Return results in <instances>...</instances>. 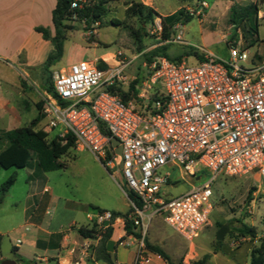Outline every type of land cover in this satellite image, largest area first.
<instances>
[{
    "label": "built area",
    "instance_id": "built-area-1",
    "mask_svg": "<svg viewBox=\"0 0 264 264\" xmlns=\"http://www.w3.org/2000/svg\"><path fill=\"white\" fill-rule=\"evenodd\" d=\"M92 4L73 0L70 10ZM201 51L202 60L192 66L167 58L154 62L137 104L108 90L124 79L121 70L131 61L109 71L88 61L73 63L54 73L57 98L47 95L42 107L45 127L56 137L71 139L74 148L90 151L109 168L122 163L125 187L137 201L128 200L126 217L135 228L161 216L187 242L208 223L211 185L219 175L264 178V57L255 61L236 45L228 59ZM113 138L120 156L111 146ZM204 170L209 178L202 181ZM183 177L199 183L167 199L163 187ZM93 218L105 229L125 222L109 211Z\"/></svg>",
    "mask_w": 264,
    "mask_h": 264
},
{
    "label": "rangeland",
    "instance_id": "rangeland-1",
    "mask_svg": "<svg viewBox=\"0 0 264 264\" xmlns=\"http://www.w3.org/2000/svg\"><path fill=\"white\" fill-rule=\"evenodd\" d=\"M101 1H105L106 12L98 23L87 25L79 18L66 22L71 28L65 31L63 54L59 60L50 65L44 61L39 66L23 68L18 77L21 96L17 100L28 117L36 112L33 106L50 95L48 88L53 85L54 73L79 61L94 63L105 71L118 68L120 62L131 61L121 70L124 79L115 81L112 86L127 93L136 81L127 102L137 104L139 90L149 77L152 64L161 58L183 60L192 66L202 60L199 57L203 53L201 50L211 52L219 59H228L232 45L246 49L250 57L255 54L264 57V0H204L202 3L197 0H93V3ZM131 3H140L153 10V19L144 17L146 10L142 15L128 14L126 10ZM249 5H256L258 12L257 16L255 10L250 13L246 30L233 25L229 20L230 9H244ZM170 15L176 20L165 21L164 27L170 28L164 39L166 32L161 19ZM187 16L190 18L184 23ZM115 95L119 94L116 92ZM44 124L41 120L37 129L47 131ZM55 133H48V138ZM118 160L116 157L114 162ZM60 162L64 167L50 172L37 169L34 176L30 175L29 168H0V187L10 175H15L12 187L4 195L0 191V229L15 228L2 237L0 254L4 258L13 261L12 246L25 232L20 225L32 212L31 209L26 211L24 201L29 187L38 185L40 191L42 186H47L53 203L59 204L60 217L72 218L73 208L81 224H86L84 210L100 213L90 207L117 212L121 216L130 215L127 189L118 166L109 168L90 151L76 148L70 149ZM173 177H179V173L174 171ZM208 178L209 174L204 170L202 181ZM198 183L183 177L174 185L164 186L163 190L167 199H174ZM211 190L208 223L191 242L171 230L161 216H155L145 228L137 229L132 225L133 232L140 237L128 235L122 240L129 246L138 245L135 259L142 261L140 256L143 251L147 252V243L160 248L174 263L190 264L206 255L207 264H250L252 249L259 247L264 239V178L255 173L219 175ZM49 210L47 219L54 211L53 207ZM222 226L227 227V232L221 241H217L216 234ZM242 226L253 229L255 237L240 236L238 230ZM88 227L95 228L97 237L106 231L94 218ZM111 228L112 232L115 230L124 235L123 225ZM22 247L29 248L25 243ZM128 249L132 251V248ZM261 250L264 253V246Z\"/></svg>",
    "mask_w": 264,
    "mask_h": 264
},
{
    "label": "crops",
    "instance_id": "crops-1",
    "mask_svg": "<svg viewBox=\"0 0 264 264\" xmlns=\"http://www.w3.org/2000/svg\"><path fill=\"white\" fill-rule=\"evenodd\" d=\"M56 2L57 0H0V130L8 131L28 125L37 116L36 104L33 106L36 112L29 117L20 107L21 102L17 100L21 96L18 77L23 68L41 65L53 52L51 42L44 40L34 28L45 27L50 36H54L52 11ZM46 48L47 51L44 52ZM261 59L255 54V61ZM42 120L44 121V117ZM29 169L31 176L37 173L35 168ZM38 188L37 185L27 189L24 198L26 211L31 209L32 212L20 225L25 232L21 233V237L16 239L12 246V260L26 261L16 264H28L27 261L37 264H106L97 260L94 254V247L100 237L83 239L77 233L79 226L90 224L96 212L91 210L92 212L88 213L84 210L86 224L78 223L77 212L73 208L72 218L63 219L60 217L58 202L54 204L53 198L50 197L49 188L42 186L40 191ZM51 207L54 211L47 219ZM14 229H0V247L2 237ZM123 236L121 232L116 233L113 230L106 242V251L118 264H135L138 245L125 247ZM17 240L21 243L16 244ZM24 243L28 244V249L22 247ZM128 248H132V251ZM142 258L139 264H166L148 250L146 253L143 251ZM2 260L8 259L0 254V261Z\"/></svg>",
    "mask_w": 264,
    "mask_h": 264
},
{
    "label": "trees",
    "instance_id": "trees-1",
    "mask_svg": "<svg viewBox=\"0 0 264 264\" xmlns=\"http://www.w3.org/2000/svg\"><path fill=\"white\" fill-rule=\"evenodd\" d=\"M73 0H57L55 8L52 11V25L54 27L55 34L53 37L50 36L49 30L45 27H35L34 31L41 34L44 40H48L51 42L53 47V52L48 55L45 60L46 65H50L53 62L59 60L63 54V46L65 41V31L68 30L69 26L66 25L67 21H71L73 14L76 15V18L84 21L87 25L98 23L102 16L105 15V1H101L98 3H93L89 7H85L82 10H70V4ZM191 1V0H186ZM202 3L204 0H197ZM146 10V14L144 17H147L148 20H152L154 11L150 8L143 6L138 3H131L127 8V13L131 15H142ZM255 10L257 16V7L256 5H249L244 9H230L229 20L235 26H242L244 30L246 26V22L249 19L250 13ZM181 14V12H179ZM178 14V15H179ZM190 16H187L184 19V23L188 21ZM166 20H176L174 15L167 16L161 19L162 28L164 33V39L168 37V27H164ZM197 54V53H196ZM199 55H197L198 57ZM201 57V56H199ZM168 60L175 61L171 58H167ZM99 68V67H98ZM136 81H134L130 87V91L124 93L119 89H116L114 86L108 88V90L113 94H119V98L127 102L133 92V87ZM48 93L57 98L53 90V85L48 88ZM37 116L28 124L22 127H18L12 130L4 131L0 130V168L1 169H24V168H35L39 169L43 172H50L64 167V163H61V158L68 153L70 149H73V141L71 139L65 140L60 139L55 136H51L48 138V133L51 131L37 129L38 123L43 119L42 107L43 102L40 101L36 105ZM102 132L106 135L108 133L105 130ZM15 183V175H10L0 187L1 194L4 195L9 188ZM127 197L137 204L135 195L127 190ZM93 210H97L102 213L103 210L98 207H90ZM114 216H121L120 213L112 212ZM123 225L124 236L131 235L133 237L139 238L140 236L133 232L132 223L126 219ZM78 235L83 239H96L97 231L95 228L88 226H79L77 228ZM240 236L245 237L246 235L255 237V232L253 229L242 226L241 229L238 230ZM112 234L111 226L106 228V231L100 236L99 241L94 247V254L97 260H101L106 264H118L115 262L114 258L110 253L106 251V242L110 239ZM264 246V239H261V244L259 247L252 249L250 253V264H264V253L261 250V247ZM146 248L150 253H153L159 256L166 264H181V263H173L170 258L164 253L160 248L152 246L146 243ZM208 256H203L201 259L191 262L190 264H207ZM11 260H2L0 264H9ZM16 263H25L26 261L22 259H16L13 261ZM28 264H37L36 262L27 261ZM138 264V263H135Z\"/></svg>",
    "mask_w": 264,
    "mask_h": 264
},
{
    "label": "water",
    "instance_id": "water-1",
    "mask_svg": "<svg viewBox=\"0 0 264 264\" xmlns=\"http://www.w3.org/2000/svg\"><path fill=\"white\" fill-rule=\"evenodd\" d=\"M111 146L114 148V153L118 156H120L121 154V147L119 146V143L116 139H111ZM122 163H119V168H121ZM107 224V223H106ZM227 232V227L226 226H222L221 229L217 232L216 234V240L217 241H221L225 235V233ZM9 264H14L13 261H11Z\"/></svg>",
    "mask_w": 264,
    "mask_h": 264
},
{
    "label": "bare ground",
    "instance_id": "bare-ground-1",
    "mask_svg": "<svg viewBox=\"0 0 264 264\" xmlns=\"http://www.w3.org/2000/svg\"><path fill=\"white\" fill-rule=\"evenodd\" d=\"M110 60H111V57H110ZM113 62V61H112Z\"/></svg>",
    "mask_w": 264,
    "mask_h": 264
}]
</instances>
